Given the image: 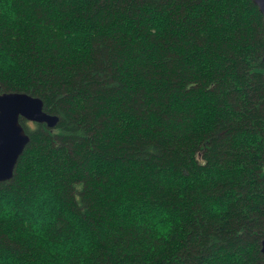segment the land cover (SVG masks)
Masks as SVG:
<instances>
[{"label":"trees","instance_id":"obj_1","mask_svg":"<svg viewBox=\"0 0 264 264\" xmlns=\"http://www.w3.org/2000/svg\"><path fill=\"white\" fill-rule=\"evenodd\" d=\"M264 24L252 0H0V93L53 128L0 182V264H264Z\"/></svg>","mask_w":264,"mask_h":264},{"label":"water","instance_id":"obj_2","mask_svg":"<svg viewBox=\"0 0 264 264\" xmlns=\"http://www.w3.org/2000/svg\"><path fill=\"white\" fill-rule=\"evenodd\" d=\"M252 2L261 13L264 24V0ZM20 117L29 122L44 123L49 128L55 127L59 121L56 114L44 110L43 101L38 96L17 91L0 93V182L13 178L18 159L30 141ZM261 252L264 254V239Z\"/></svg>","mask_w":264,"mask_h":264}]
</instances>
